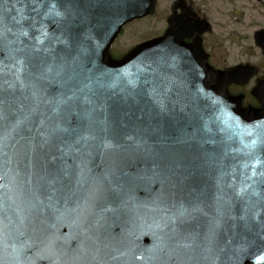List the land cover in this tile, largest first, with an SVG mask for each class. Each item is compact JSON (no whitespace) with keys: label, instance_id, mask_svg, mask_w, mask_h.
Wrapping results in <instances>:
<instances>
[{"label":"water","instance_id":"95a60500","mask_svg":"<svg viewBox=\"0 0 264 264\" xmlns=\"http://www.w3.org/2000/svg\"><path fill=\"white\" fill-rule=\"evenodd\" d=\"M155 4L0 0V264H264V238L240 219L264 218V82L261 108H242L226 89L237 72H215L200 38L184 43L208 25L187 33L179 18L112 60L123 26ZM74 62L95 69L79 81L86 139L45 146L55 73ZM150 95L182 114L153 118Z\"/></svg>","mask_w":264,"mask_h":264},{"label":"snow or ice","instance_id":"6c2138e0","mask_svg":"<svg viewBox=\"0 0 264 264\" xmlns=\"http://www.w3.org/2000/svg\"><path fill=\"white\" fill-rule=\"evenodd\" d=\"M90 0H64V3L68 6L69 11L78 9L81 5ZM75 24V20H73ZM65 43L66 50L71 49V36ZM3 55V52H0ZM95 72V69L90 64H81L74 62L70 66H61L60 70L55 73V84L53 85V91L49 92L52 96V100L48 101L52 113L47 120L41 122V128L38 129V134L43 137V145L52 146V138L57 134H61L63 145L66 147L75 141L76 144L81 143L86 138L78 135V130L85 123L87 118V110L83 105L90 104L91 101L87 97H81V89L79 87V81L81 78H90ZM53 68L49 66L45 71L37 74V79L43 81L45 84H52L54 79ZM39 96V91L33 92V98ZM149 100L153 106V118H174L180 110L174 108L172 103L163 96L150 95ZM6 100L0 95V122L4 121L7 117L4 111V105ZM48 120L53 121L54 127L51 131H44L45 124ZM24 131H29L24 129ZM2 139V137H0ZM2 147V145H0ZM60 150H63L61 148ZM55 159V157H53ZM264 207V205H261ZM244 221V226L249 231L254 232L264 238V218L258 223H254L255 213L249 209L245 211V214L240 217ZM221 226V221L216 220L213 222L212 230Z\"/></svg>","mask_w":264,"mask_h":264},{"label":"rangeland","instance_id":"374dc122","mask_svg":"<svg viewBox=\"0 0 264 264\" xmlns=\"http://www.w3.org/2000/svg\"><path fill=\"white\" fill-rule=\"evenodd\" d=\"M176 1L162 0L160 6L158 3L154 16L127 25L112 46L111 53L120 55L125 50L129 51L133 49L144 38L159 35L163 31L162 29L166 28L168 18H172ZM195 1L197 8L205 13L211 26V30L203 38L205 50L217 55H219L218 50H220V54L222 55L228 53L231 56L232 65L241 61L239 33L232 32L231 30L235 27H240L238 23L242 21V35H246L250 39L245 40L244 36H242V49L244 45L251 46L253 44L252 34L246 33L243 30H249L247 28L248 23H256L257 17L255 18L253 15H242L241 17L243 4L241 7H238L234 1L222 2L220 9H211V11L207 10V6L211 8L217 7L215 1L209 0V3L208 0ZM161 6L164 10L159 8ZM238 10H240V14H237ZM232 34L236 36L234 37ZM247 51L245 50L244 52ZM250 51L255 52L254 48L250 49Z\"/></svg>","mask_w":264,"mask_h":264},{"label":"flooded vegetation","instance_id":"af4514ba","mask_svg":"<svg viewBox=\"0 0 264 264\" xmlns=\"http://www.w3.org/2000/svg\"><path fill=\"white\" fill-rule=\"evenodd\" d=\"M213 1L216 2L217 7L211 8L207 6V10L211 11V9H220L222 2L234 1V3L238 5V7H241L243 4L242 14H240V10H238L237 12V14H240L241 17L242 15H253V17L255 18L257 17L256 23H248L247 28L249 30H243L246 33L252 34L253 44L251 46L244 45L242 49V36H244L245 40H250L246 35H242V21L238 23L240 27H235L231 30L232 32L239 33L238 38L241 42V61H239L237 64L232 65L231 56L228 53L222 55L220 54V50H218L219 55H217L216 53H210L205 50V53L209 57L210 65L216 70L233 71L238 66L242 67V75L237 78L240 82H231L230 84H228V91L234 97H241L243 106L257 108L259 107V104L254 95V91L256 90L257 86L262 81H264V49L260 46V44H258L257 41V36L259 34H264V0ZM176 16L181 18L182 22L185 23L187 33L190 32V26L194 21H208L205 13L197 8L195 0H177L175 9L173 10L172 18L169 23H167L166 28ZM197 36L198 34L194 33L190 37L185 38L186 44H192ZM232 36L235 37L236 35L232 34ZM252 48H254L255 52L250 51V49ZM245 50L248 51L244 52Z\"/></svg>","mask_w":264,"mask_h":264},{"label":"bare ground","instance_id":"6f19581e","mask_svg":"<svg viewBox=\"0 0 264 264\" xmlns=\"http://www.w3.org/2000/svg\"><path fill=\"white\" fill-rule=\"evenodd\" d=\"M234 64H237V63H234ZM234 64H233V65H234Z\"/></svg>","mask_w":264,"mask_h":264}]
</instances>
